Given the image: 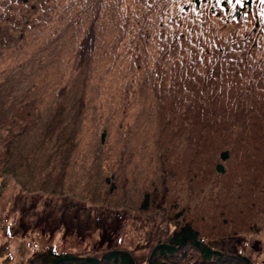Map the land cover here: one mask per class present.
<instances>
[{"label": "trees", "instance_id": "16d2710c", "mask_svg": "<svg viewBox=\"0 0 264 264\" xmlns=\"http://www.w3.org/2000/svg\"><path fill=\"white\" fill-rule=\"evenodd\" d=\"M7 179L177 223L49 264H257L209 241L264 231V0H0Z\"/></svg>", "mask_w": 264, "mask_h": 264}, {"label": "rangeland", "instance_id": "374dc122", "mask_svg": "<svg viewBox=\"0 0 264 264\" xmlns=\"http://www.w3.org/2000/svg\"><path fill=\"white\" fill-rule=\"evenodd\" d=\"M7 181L0 194V213L9 234L0 232V244L10 245L11 257L8 261L0 258V264H49L50 247L72 254L102 247L134 250L158 227L172 231L177 224L169 222L170 229L165 214L110 210L68 198L28 194L12 179ZM190 203L195 205L197 200ZM209 245L222 254L250 255L257 264H264V231L214 239Z\"/></svg>", "mask_w": 264, "mask_h": 264}]
</instances>
